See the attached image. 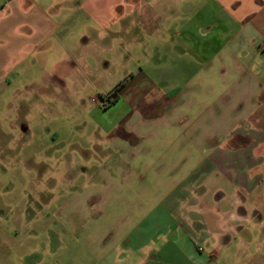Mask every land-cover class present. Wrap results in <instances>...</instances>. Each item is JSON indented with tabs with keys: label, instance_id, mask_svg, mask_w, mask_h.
Returning <instances> with one entry per match:
<instances>
[{
	"label": "crops",
	"instance_id": "obj_1",
	"mask_svg": "<svg viewBox=\"0 0 264 264\" xmlns=\"http://www.w3.org/2000/svg\"><path fill=\"white\" fill-rule=\"evenodd\" d=\"M126 1L85 0L84 12L112 19ZM174 1H140L144 27L154 23L156 40L140 49L136 68H128L132 79L113 104L123 102L128 113L109 124L108 138L128 159L110 170L141 176L122 183L130 205L123 222L140 227L164 213L166 234L174 229L207 240L209 229L217 236L221 220L264 218V0H200L185 12L182 33L169 30L173 15L182 13ZM72 7L74 0H0V86L6 77L49 76L50 66L64 63H50L61 53L74 58L70 42L78 20L66 26ZM69 65V75L76 74V65ZM116 185L99 190L106 197ZM107 198H99L106 207ZM141 231L124 237H144ZM137 244L136 252L145 249ZM159 255L142 264L171 263Z\"/></svg>",
	"mask_w": 264,
	"mask_h": 264
},
{
	"label": "rangeland",
	"instance_id": "obj_2",
	"mask_svg": "<svg viewBox=\"0 0 264 264\" xmlns=\"http://www.w3.org/2000/svg\"><path fill=\"white\" fill-rule=\"evenodd\" d=\"M140 1L127 0L112 19H90L85 0H74L66 25L78 20L70 42L74 58L61 53L50 63H64L50 66L49 76L6 77L0 86V264H142L155 254L170 258L166 264H264V218L221 220L217 236L209 229L207 240L174 229L166 234L164 213L140 227L120 219L130 209L122 183L140 174L110 170L128 159L108 138L109 124L128 113L123 102L113 105L111 94L132 79L128 68H136L140 49L156 40L154 23L144 27ZM190 1H174L182 13L173 15L169 30L182 33L185 12L200 3ZM72 62L77 73L70 76ZM40 80L46 85L36 87ZM116 183L120 188L106 197L99 190ZM99 196L108 197V207ZM133 229L144 237H124ZM138 242L145 246L140 252Z\"/></svg>",
	"mask_w": 264,
	"mask_h": 264
},
{
	"label": "trees",
	"instance_id": "obj_3",
	"mask_svg": "<svg viewBox=\"0 0 264 264\" xmlns=\"http://www.w3.org/2000/svg\"><path fill=\"white\" fill-rule=\"evenodd\" d=\"M125 84V82H121L114 90H113V92H112V96L114 97V101H113V103H115L117 100H118V98H119V91H120V89L123 87V85Z\"/></svg>",
	"mask_w": 264,
	"mask_h": 264
},
{
	"label": "built area",
	"instance_id": "obj_4",
	"mask_svg": "<svg viewBox=\"0 0 264 264\" xmlns=\"http://www.w3.org/2000/svg\"><path fill=\"white\" fill-rule=\"evenodd\" d=\"M244 129L248 130V129H251V127L248 124H245Z\"/></svg>",
	"mask_w": 264,
	"mask_h": 264
}]
</instances>
